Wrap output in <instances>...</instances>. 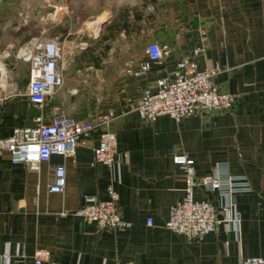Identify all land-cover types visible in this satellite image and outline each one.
<instances>
[{
    "label": "crops",
    "instance_id": "1",
    "mask_svg": "<svg viewBox=\"0 0 264 264\" xmlns=\"http://www.w3.org/2000/svg\"><path fill=\"white\" fill-rule=\"evenodd\" d=\"M7 1L0 0V19ZM112 1L115 10L122 4L128 8L130 24L124 45L129 57L110 71L79 59L90 72L70 77L61 71V85L41 107L26 95L27 75L9 74L0 82V137L13 127L32 125L35 115L47 122L53 114L75 113L82 114L75 118L81 120L113 108L110 128L116 141L111 166L93 159L97 131L81 135L72 155H51L37 171L0 152V251L9 250L8 264H34L38 249L48 252L40 264H238L246 257L264 258V0ZM111 9H94L82 21L102 17V27L111 22L106 20ZM199 29L205 32L203 44ZM176 33L180 36L160 63L149 62L138 76L124 72L126 59H132L134 68L147 61L143 49L148 42L166 43ZM197 47L202 51L191 57L195 69L220 66L213 82L233 95L230 108L197 107L178 121L166 115L142 121L132 107L142 89L156 88ZM89 98L94 99L91 109ZM180 152L193 159L197 177L219 161L231 174L246 177L250 191L232 195L240 212L237 231L219 223L200 240H189L164 226L169 206L183 195V176L170 158ZM54 164L65 171L58 193L48 191ZM108 186L121 218L129 223L126 228L99 230L72 213L84 195L105 200ZM195 196L216 202L214 194L200 188ZM61 211L67 213L61 216Z\"/></svg>",
    "mask_w": 264,
    "mask_h": 264
},
{
    "label": "built area",
    "instance_id": "2",
    "mask_svg": "<svg viewBox=\"0 0 264 264\" xmlns=\"http://www.w3.org/2000/svg\"><path fill=\"white\" fill-rule=\"evenodd\" d=\"M179 36L176 33L172 39L161 44L148 42L143 49L147 61L137 63L134 68L132 59H126L123 62L124 72L138 76L148 69L149 62L160 63L170 53V43ZM205 39L204 30L199 29V42L203 44ZM201 51V47L191 49L176 62L169 78L161 81L154 89H142L137 102L132 106L142 121H152L159 115L178 121L194 112L197 107L220 111L230 108L233 95L221 90L213 82L220 66L215 64L201 70L195 69L191 57ZM15 57L28 64L25 92L32 104L41 107L62 83L60 45L54 39L32 38L16 51ZM113 118V108L97 114L90 113L81 120L53 114L50 121L44 122L40 115H35L32 125L13 127L8 136L0 137V152H5L11 162L37 171L39 164L47 162L51 155H72L81 135L97 131V145L92 150L93 159L97 163L111 166L116 159L115 135L110 128ZM170 158L180 170L184 186L180 200L169 206L164 226L189 240H200L219 223L231 225L237 231L240 212L232 201V195L250 191L246 177L243 174H231L227 164L221 161L216 162L209 173L197 177L194 173V161L185 152L174 153ZM64 176L62 164L52 165L48 191L61 192L65 183ZM195 186L202 192L214 194L216 202L213 203L208 198L194 199ZM107 195L105 200L84 195L82 205L72 213L94 223L99 230L128 227L129 223L120 216L116 195L111 186L107 187ZM66 213L61 211L59 215ZM146 223L149 224L150 220ZM10 256L7 248L0 251V264H8ZM47 256L46 249L35 250L33 263L40 264ZM19 257L23 258L24 253H20ZM238 264H264V258L246 257Z\"/></svg>",
    "mask_w": 264,
    "mask_h": 264
},
{
    "label": "rangeland",
    "instance_id": "3",
    "mask_svg": "<svg viewBox=\"0 0 264 264\" xmlns=\"http://www.w3.org/2000/svg\"><path fill=\"white\" fill-rule=\"evenodd\" d=\"M6 3L5 15L0 19V69L6 75L17 74L20 78L26 75L27 63L16 58L15 54L32 38L54 39L60 45L61 71L70 77L74 73L88 74L91 70H84L81 67L83 65L78 62L82 59V47L98 56L97 66L101 65L106 72L114 64L116 66L118 62L129 57L124 50L126 35H110L105 29L107 24L99 28L102 17L87 19L84 23L82 21L84 14L104 6L113 7L106 20L116 21L118 14L128 9L124 4L115 10L116 3L112 0H8ZM95 23H98V27ZM103 37H107V40ZM84 40L85 44H79ZM105 45L109 47L107 51H103ZM77 69L79 73L75 71ZM93 100L89 98L90 109L93 108ZM64 115L76 118V115L82 114ZM197 189L196 186L193 187L194 199L197 198Z\"/></svg>",
    "mask_w": 264,
    "mask_h": 264
},
{
    "label": "trees",
    "instance_id": "4",
    "mask_svg": "<svg viewBox=\"0 0 264 264\" xmlns=\"http://www.w3.org/2000/svg\"><path fill=\"white\" fill-rule=\"evenodd\" d=\"M126 17H127V11H121L118 14V19L116 21H111L109 24H107L105 26L106 31L110 35L118 34L120 32L123 35H126L127 30L129 28V24H130V23H127ZM132 17H133L134 21H136L138 19L137 14L134 11H132ZM103 39L107 40V37H103ZM108 49H109V47L107 45L103 46V51H107ZM81 53H82V59H84L85 61L91 62L97 66V63L99 62V58H98V56L93 54V52L91 50L85 49ZM26 75L28 78V67H27Z\"/></svg>",
    "mask_w": 264,
    "mask_h": 264
},
{
    "label": "bare ground",
    "instance_id": "5",
    "mask_svg": "<svg viewBox=\"0 0 264 264\" xmlns=\"http://www.w3.org/2000/svg\"><path fill=\"white\" fill-rule=\"evenodd\" d=\"M95 26H96V27H98V23H97V24H95ZM5 76H6V73H5V71H4V70H2V69H0V82H2V81H3V79L5 78Z\"/></svg>",
    "mask_w": 264,
    "mask_h": 264
},
{
    "label": "water",
    "instance_id": "6",
    "mask_svg": "<svg viewBox=\"0 0 264 264\" xmlns=\"http://www.w3.org/2000/svg\"><path fill=\"white\" fill-rule=\"evenodd\" d=\"M100 26H101V23H100ZM100 26H99V28H100Z\"/></svg>",
    "mask_w": 264,
    "mask_h": 264
}]
</instances>
